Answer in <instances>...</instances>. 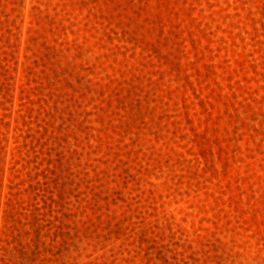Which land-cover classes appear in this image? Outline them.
I'll return each instance as SVG.
<instances>
[{
  "label": "rangeland",
  "instance_id": "obj_1",
  "mask_svg": "<svg viewBox=\"0 0 264 264\" xmlns=\"http://www.w3.org/2000/svg\"><path fill=\"white\" fill-rule=\"evenodd\" d=\"M0 264H264V0H0Z\"/></svg>",
  "mask_w": 264,
  "mask_h": 264
}]
</instances>
